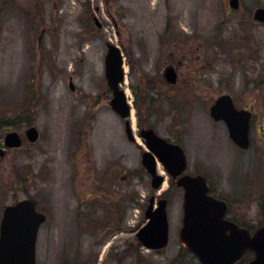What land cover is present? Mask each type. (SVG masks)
Here are the masks:
<instances>
[{
	"label": "rangeland",
	"instance_id": "obj_1",
	"mask_svg": "<svg viewBox=\"0 0 264 264\" xmlns=\"http://www.w3.org/2000/svg\"><path fill=\"white\" fill-rule=\"evenodd\" d=\"M228 1L0 0V130L25 142L0 158V218L26 197L46 214L36 264H198L178 238L182 191L158 163L165 183L154 192L141 165L142 127L179 144L186 173L204 175L239 222L263 220L264 24L252 12L264 0H239L236 10ZM107 42L124 58L137 143L109 107ZM172 64L170 86L163 73ZM222 94L252 112L248 150L209 116ZM31 125L34 143L24 138ZM95 176L96 214L87 207ZM70 189L74 206H66ZM153 194L168 201L169 243L160 252L135 237ZM76 205L74 220L67 212Z\"/></svg>",
	"mask_w": 264,
	"mask_h": 264
},
{
	"label": "water",
	"instance_id": "obj_2",
	"mask_svg": "<svg viewBox=\"0 0 264 264\" xmlns=\"http://www.w3.org/2000/svg\"><path fill=\"white\" fill-rule=\"evenodd\" d=\"M229 5L232 9H237L238 0H230ZM252 18L264 24V8L255 9ZM94 21L100 27L97 20ZM105 47L104 77L112 94L109 106L117 116L125 120L126 137L133 142L128 120L131 108L122 89L126 78L122 53L113 44L106 43ZM164 78L167 83H175L173 68L164 71ZM70 88L73 89L71 85ZM209 116L213 121L225 124L229 138L238 148H249L250 113L236 110L229 95H222L215 100L209 108ZM25 135L30 142H35L38 138V132L33 127L26 130ZM139 135L149 151L142 154L141 163L152 178V189L158 190L164 181L162 176L156 174L157 158L172 179H176L177 187L183 190L179 241L198 263L237 264L244 260L246 253L251 252L253 258L248 264H264V226L250 233L226 220V204L208 195L205 177L182 176L187 162L180 146L167 142L152 129H142ZM20 144L17 133L5 135V147L17 148ZM3 154L0 150V155ZM153 204L154 196H151L145 211L147 223L136 233V238L144 248L160 251L168 244L167 202L159 200L155 209ZM45 220V215L36 211L32 201L23 200L6 207L0 222V264H35L37 234Z\"/></svg>",
	"mask_w": 264,
	"mask_h": 264
},
{
	"label": "flooded vegetation",
	"instance_id": "obj_3",
	"mask_svg": "<svg viewBox=\"0 0 264 264\" xmlns=\"http://www.w3.org/2000/svg\"><path fill=\"white\" fill-rule=\"evenodd\" d=\"M170 66H171V65H166V68H167V67H170ZM172 67L174 68L175 65L172 64ZM175 68H176V67H175ZM175 75H176V79H177V74H175ZM234 104H235V103H234ZM235 107H236V109H238V110H239V109H244V110L246 109V110H249V111H250V109H247V108H238L236 105H235ZM251 120H252V112H251L250 123H251ZM28 127H29V126H28ZM24 143H25V142H22V146L24 145ZM0 148H3L1 143H0ZM20 148H21V147H20ZM20 148H18V149H14V150L19 151ZM3 150H4V149H1V151H3ZM4 151H5V152H4L5 154H4L1 158H4V156H6L7 152L10 151V149H5ZM95 173H96V170H94V175H96ZM207 184H208V183H207ZM208 186H209V184H208ZM20 188H21V186L19 185V186H18V189H20ZM209 189H210V195L216 197V198L219 199V200H222V199H220L219 197H217V196H215V195L213 194V191L211 190L210 186H209ZM73 198H75V197H73ZM24 199H30V198L26 197V198H24ZM71 199H72V191H71V189H70V193H69L68 197L66 198V200L68 201L67 204H66V206H74V205H72V201H71ZM92 199H93L92 202L88 203L87 207H88V209L93 210V212L96 214V176H95V191H94V194H93V198H92ZM20 200H23V199H18V200H16L13 204L17 203V202L20 201ZM30 200H32V199H30ZM222 201H224V202L226 203V205H227L226 219H228V220H230V221H233V222L237 223V224H238L239 226H241V227L248 228L251 232L256 231L257 229H259L260 227H262V226L264 225V211H262L263 220H262L257 226H255L254 228H252V227L249 228V227H246L245 225H243L241 222H239L238 217H237L236 210H234V213H233L232 207L229 206V204L227 203V201H225V200H222ZM77 202H78V201L76 200V203H77ZM13 204H11V205H13ZM77 204H78V203H77ZM77 206L80 207L79 205H76V206L74 207V209L72 210L71 213L67 212V214L71 215V216H72V219H74V220H75V217H76V213H77L78 215H80V213H79L78 210H77ZM3 209H4V208H3ZM36 209H37V208H36ZM82 210H84V209H81V211H82ZM263 210H264V207H263ZM1 216H2V214H1ZM0 219H1V218H0ZM46 219H47V216H46ZM95 230H96V225H95ZM91 264H96V262H93V263H91Z\"/></svg>",
	"mask_w": 264,
	"mask_h": 264
},
{
	"label": "bare ground",
	"instance_id": "obj_4",
	"mask_svg": "<svg viewBox=\"0 0 264 264\" xmlns=\"http://www.w3.org/2000/svg\"><path fill=\"white\" fill-rule=\"evenodd\" d=\"M163 186H164V184H163ZM163 186H162V188H163Z\"/></svg>",
	"mask_w": 264,
	"mask_h": 264
}]
</instances>
